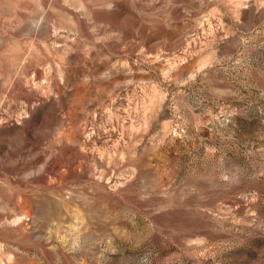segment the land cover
Segmentation results:
<instances>
[{
    "label": "rangeland",
    "instance_id": "374dc122",
    "mask_svg": "<svg viewBox=\"0 0 264 264\" xmlns=\"http://www.w3.org/2000/svg\"><path fill=\"white\" fill-rule=\"evenodd\" d=\"M0 264H264V0H0Z\"/></svg>",
    "mask_w": 264,
    "mask_h": 264
}]
</instances>
